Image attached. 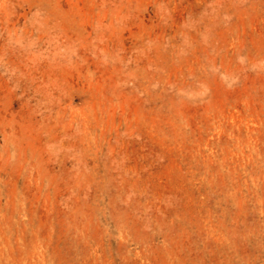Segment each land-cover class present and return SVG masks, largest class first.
<instances>
[{
    "label": "rangeland",
    "instance_id": "rangeland-1",
    "mask_svg": "<svg viewBox=\"0 0 264 264\" xmlns=\"http://www.w3.org/2000/svg\"><path fill=\"white\" fill-rule=\"evenodd\" d=\"M0 264H264V0H0Z\"/></svg>",
    "mask_w": 264,
    "mask_h": 264
},
{
    "label": "bare ground",
    "instance_id": "bare-ground-1",
    "mask_svg": "<svg viewBox=\"0 0 264 264\" xmlns=\"http://www.w3.org/2000/svg\"><path fill=\"white\" fill-rule=\"evenodd\" d=\"M245 71V70H244ZM215 76V75H214ZM227 76H229V75H227ZM94 263V262H93Z\"/></svg>",
    "mask_w": 264,
    "mask_h": 264
}]
</instances>
